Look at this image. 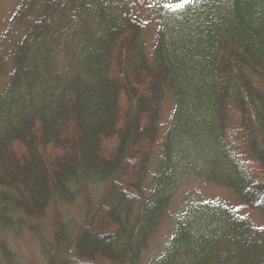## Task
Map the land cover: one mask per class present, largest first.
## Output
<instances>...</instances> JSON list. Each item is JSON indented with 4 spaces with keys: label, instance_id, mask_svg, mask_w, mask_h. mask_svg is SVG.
I'll list each match as a JSON object with an SVG mask.
<instances>
[{
    "label": "trees",
    "instance_id": "1",
    "mask_svg": "<svg viewBox=\"0 0 264 264\" xmlns=\"http://www.w3.org/2000/svg\"><path fill=\"white\" fill-rule=\"evenodd\" d=\"M121 2L20 0L13 13L26 29L8 56L0 52V264H21L1 234L24 229L43 264H264V228L201 199L178 212L162 252L143 258L174 194L197 176L264 216V0H193L165 11L150 55L142 24ZM57 12L76 23L60 36ZM53 46L57 58L67 54L57 99L47 92L49 102L33 103L34 87L41 95L59 80ZM70 204L81 213L65 220L60 208ZM49 211L47 239L39 221Z\"/></svg>",
    "mask_w": 264,
    "mask_h": 264
},
{
    "label": "rangeland",
    "instance_id": "2",
    "mask_svg": "<svg viewBox=\"0 0 264 264\" xmlns=\"http://www.w3.org/2000/svg\"><path fill=\"white\" fill-rule=\"evenodd\" d=\"M19 1L20 0H0V52H2L5 56H8L12 44H14V42L18 39V36L21 35L26 29V25L23 24L24 22H14L12 20L13 13H15L17 10ZM177 2L178 0H122L121 7L118 9L125 11L128 15L140 21L143 29L142 38L146 47V52L149 55L151 54L154 47L157 27L161 19L166 17H162L164 15L163 13L170 10L168 5H175ZM38 9H43V5L39 4ZM122 13L123 12H119V14ZM73 19L74 17L71 12L67 14L66 18L60 12L55 13L54 23L56 24L57 22L58 24H56V33L54 36H60L62 29L64 31V29H69L75 26L76 23ZM90 27L89 21L87 22V31H89ZM80 28L83 29V27ZM57 31H59V33H57ZM90 31L97 32L94 28L90 29ZM11 32L14 35L11 34ZM48 50L49 53L53 54L54 56L57 54V52H59V48H56V46H53ZM58 55V58L55 56V66L57 67V77L59 80L51 79L47 81L46 86L43 90H41V95L40 86L34 87L29 93L33 103L40 101L42 96H44L43 98L49 102V93L47 92L51 93L50 100L53 99L55 101L57 99V91L53 88V86L57 83V81H60V78L64 73L63 63L66 61L67 54L66 52H61ZM7 64H9V61ZM6 79V75L0 77V92L4 88ZM173 104L174 100L172 99L171 95L166 97L162 104V110L158 122L159 132L153 144L150 157V166L149 170L147 171L148 178H151V176L154 174V170L156 169H154V166L156 164L157 158L162 152V137ZM237 118L238 116L235 114L234 119ZM237 152H239V157L242 158L248 168V171L252 175H262L258 165L249 158L246 149L240 148L239 146ZM206 181L207 180L203 177L197 176L182 183V185L174 194L169 208L159 225L156 235H154L150 240L148 248L143 254V258L148 256L154 257L162 252L171 230L174 228V219L176 215L186 203L196 199L225 204L231 207L233 210H238L240 213H246L254 223L264 228V216L261 213L248 209L242 203L238 202V200H236L234 197L233 192L229 188L207 183ZM60 212L65 220L76 219L81 213V207L78 204H70L67 206H62L60 208ZM39 223H41V226L43 227V232L46 235L45 237L49 239L52 232V211H49L47 215L39 221ZM1 237L6 242L8 248L18 255L19 262L21 264H43V259L40 255L39 243L36 237L33 236V234L28 233L26 229H24L22 234L19 235L3 233L1 234Z\"/></svg>",
    "mask_w": 264,
    "mask_h": 264
},
{
    "label": "snow or ice",
    "instance_id": "3",
    "mask_svg": "<svg viewBox=\"0 0 264 264\" xmlns=\"http://www.w3.org/2000/svg\"><path fill=\"white\" fill-rule=\"evenodd\" d=\"M193 2V0H178V2L175 5H168L170 9L174 10H180L185 7L186 4H189Z\"/></svg>",
    "mask_w": 264,
    "mask_h": 264
}]
</instances>
